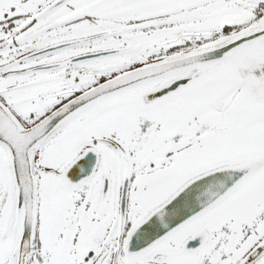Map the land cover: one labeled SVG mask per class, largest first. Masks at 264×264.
Masks as SVG:
<instances>
[{"label": "snow or ice", "instance_id": "snow-or-ice-1", "mask_svg": "<svg viewBox=\"0 0 264 264\" xmlns=\"http://www.w3.org/2000/svg\"><path fill=\"white\" fill-rule=\"evenodd\" d=\"M0 264H264V0H0Z\"/></svg>", "mask_w": 264, "mask_h": 264}]
</instances>
